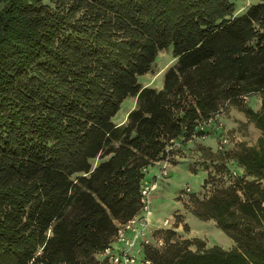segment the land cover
Returning a JSON list of instances; mask_svg holds the SVG:
<instances>
[{
	"label": "trees",
	"instance_id": "obj_1",
	"mask_svg": "<svg viewBox=\"0 0 264 264\" xmlns=\"http://www.w3.org/2000/svg\"><path fill=\"white\" fill-rule=\"evenodd\" d=\"M240 1L0 0V264H107L96 254L139 212L143 168L225 101L260 135L211 150L206 190L183 208L236 245L181 238L177 212L143 250L151 264H264V0ZM170 46L163 87L144 85Z\"/></svg>",
	"mask_w": 264,
	"mask_h": 264
},
{
	"label": "rangeland",
	"instance_id": "obj_2",
	"mask_svg": "<svg viewBox=\"0 0 264 264\" xmlns=\"http://www.w3.org/2000/svg\"><path fill=\"white\" fill-rule=\"evenodd\" d=\"M251 1L241 0L238 5V12L245 10ZM260 32L264 33V26L260 27ZM175 63L176 58L173 56L172 47L163 49L159 52L151 71L140 75L139 80L144 85L160 89L163 87L165 71ZM186 94L187 98L192 101L190 94ZM260 98L259 93L244 96L245 102L256 109L260 107ZM136 105L137 96L125 98L121 103L120 109L113 117L114 121L119 124L125 122L128 112ZM203 132V134H199L192 141L184 142L182 145L175 146L172 149L170 174L159 179L158 186L152 193L151 222L154 228L163 226L166 218L174 222L175 217L178 216L176 213L185 211L183 202L187 200L190 192L193 191L199 195L205 192L203 181L207 176L208 170L212 168L213 162L211 160L213 156H210L211 150H214L215 153H221L225 149L235 147L240 141L255 144L260 135V129L255 123L237 105L229 101H225L224 106L212 115V119L205 124ZM224 137L228 138V142L221 148L220 145ZM156 170V167H151L147 170L145 177L152 180ZM233 174L236 173L233 172ZM208 186H211V184ZM73 212L74 209L70 206L67 210L69 219L73 216ZM185 213L188 221L195 227L203 224L202 227L209 231L215 241L220 242L222 237L229 238L216 225L204 223L202 219H199L190 211ZM180 221H183V219ZM171 225H168L167 228H171Z\"/></svg>",
	"mask_w": 264,
	"mask_h": 264
},
{
	"label": "built area",
	"instance_id": "obj_3",
	"mask_svg": "<svg viewBox=\"0 0 264 264\" xmlns=\"http://www.w3.org/2000/svg\"><path fill=\"white\" fill-rule=\"evenodd\" d=\"M211 119L212 117L208 120H203L196 126V128L204 130L205 124ZM197 136V133L194 132L188 138L183 135L180 138L171 139L165 149V155L153 161L157 170L152 180L147 179L145 175L142 178L140 186L141 208L139 212L125 221H118L112 242L96 254L102 259H105L107 264L152 263V259L144 253V246L146 244L154 245L156 247L163 246L165 240L163 236L157 234L156 230L167 228L168 225L173 224L171 219L166 218L163 222V226L158 228L153 227L151 222L152 193L157 188L159 179L170 174V157L172 149L175 146L182 145L184 142L192 141ZM227 142V137L222 138L220 147L223 148ZM150 168L151 166L143 168L145 174Z\"/></svg>",
	"mask_w": 264,
	"mask_h": 264
},
{
	"label": "crops",
	"instance_id": "obj_4",
	"mask_svg": "<svg viewBox=\"0 0 264 264\" xmlns=\"http://www.w3.org/2000/svg\"><path fill=\"white\" fill-rule=\"evenodd\" d=\"M260 104H261V102H260ZM153 167H156V166H153ZM184 210H185L184 212H182V211L179 212V213H181L183 221H180L179 225H177V226L174 225V222L172 224V227L175 226V229L177 230L178 234H181V238H199V239L205 241V247L206 248L217 244V245L222 246L225 249H231L232 247H234L236 245L235 240L229 234H227L223 229L222 230L226 233V236L229 238L227 239V238L222 237L220 242L215 241L213 239V237H211V235L209 234V231H207L205 228L202 227L203 224H199V226L197 225V227L192 225L188 221L187 214L185 213V212H187V210L185 208H184ZM202 220L204 221V223H212L213 225L217 226L216 221L214 219H208V220L202 219ZM185 222L189 225L188 229H184V227H183V223H185ZM190 247L192 249L197 248L196 245H194V244H192Z\"/></svg>",
	"mask_w": 264,
	"mask_h": 264
},
{
	"label": "bare ground",
	"instance_id": "obj_5",
	"mask_svg": "<svg viewBox=\"0 0 264 264\" xmlns=\"http://www.w3.org/2000/svg\"><path fill=\"white\" fill-rule=\"evenodd\" d=\"M127 114V113H126ZM219 234H221V233H219Z\"/></svg>",
	"mask_w": 264,
	"mask_h": 264
}]
</instances>
